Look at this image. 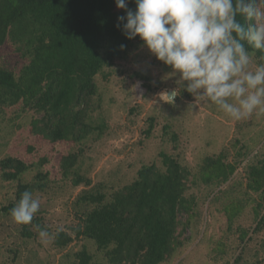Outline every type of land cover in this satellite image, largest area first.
I'll list each match as a JSON object with an SVG mask.
<instances>
[{
  "label": "rangeland",
  "instance_id": "374dc122",
  "mask_svg": "<svg viewBox=\"0 0 264 264\" xmlns=\"http://www.w3.org/2000/svg\"><path fill=\"white\" fill-rule=\"evenodd\" d=\"M257 3L264 11V1ZM25 63L12 42L0 46V68L17 76ZM171 72L143 46L105 68L94 79L98 106L92 116L99 128L80 143H49L31 131L40 115L24 110L22 103L0 107V162L22 160L28 166L20 176L24 184L33 183L38 173L48 175L45 189L32 193L41 207L27 225L33 237L25 238L23 225L2 210L16 204L18 183L2 179L0 168V264H79L77 253L83 250L91 256L89 264H109L93 241L73 235L70 228L78 225L74 202L84 190L109 195L121 189L136 179L142 166L161 168V153L189 171L186 197L193 199L190 212L178 215L181 245L161 264H264V221L259 222L264 207L256 218L254 209L261 199L245 188L246 167L264 160V111L233 120L214 103L184 91L179 75ZM173 88L180 91L175 102L160 103L159 93ZM240 151L248 155L235 164L236 172L226 184L203 182L207 157L223 154L225 164L234 163ZM70 154L78 155L77 162L74 173L64 177L61 158ZM77 175L89 185L74 186ZM37 226L52 239L41 242ZM58 231L74 238L65 248L54 244Z\"/></svg>",
  "mask_w": 264,
  "mask_h": 264
},
{
  "label": "trees",
  "instance_id": "16d2710c",
  "mask_svg": "<svg viewBox=\"0 0 264 264\" xmlns=\"http://www.w3.org/2000/svg\"><path fill=\"white\" fill-rule=\"evenodd\" d=\"M259 0H257L258 2ZM264 1V0H261ZM128 8L135 9L133 0ZM125 15L114 0H0V46L7 40L26 60L17 76L0 68V107L22 103L24 110L40 115L31 124L32 133L49 143H80L99 127L93 122L98 105L95 77L116 60L139 46V38L126 39L117 19ZM237 20L248 25L243 17ZM125 45L120 50V45ZM254 60L264 63V52L251 48ZM138 78H144L137 73ZM146 132L150 134L152 121ZM239 152L234 163H224V155L207 157L201 174L207 185H224L247 156ZM76 154L63 156L60 170L64 177L73 174ZM161 168L142 166L136 179L109 195L94 190L82 191L74 205L78 225L72 229L76 238L95 243L109 264H161L181 245L176 232L181 222L178 215L190 212L193 199L186 197L189 171L177 159L161 153ZM2 179L17 181L16 203L21 194L43 191L47 174L38 173L30 184L20 182L28 166L19 159L0 162ZM245 188L261 199L254 209L256 218L264 207V160L246 167ZM89 181L74 177L73 185ZM16 204L2 210L8 212ZM236 214L233 212V215ZM232 215L228 216L230 221ZM264 217L259 219L263 223ZM22 235L32 238L27 225ZM72 235L58 231L54 244L65 248ZM79 264H89L85 250L77 253Z\"/></svg>",
  "mask_w": 264,
  "mask_h": 264
},
{
  "label": "clouds",
  "instance_id": "9594fccd",
  "mask_svg": "<svg viewBox=\"0 0 264 264\" xmlns=\"http://www.w3.org/2000/svg\"><path fill=\"white\" fill-rule=\"evenodd\" d=\"M114 2L125 12L117 25L126 39L138 37L171 75H179L184 91L236 121L264 111V63L245 47L264 52V11L257 0H133L134 10L128 0ZM237 16L251 23L245 27ZM179 94L178 88L164 90L158 99L172 105ZM40 207V199L25 190L10 214L28 225ZM37 232L41 242L52 239L46 229L37 226Z\"/></svg>",
  "mask_w": 264,
  "mask_h": 264
}]
</instances>
